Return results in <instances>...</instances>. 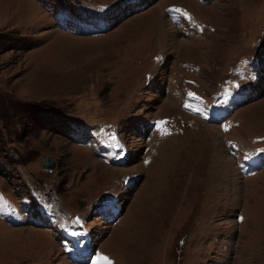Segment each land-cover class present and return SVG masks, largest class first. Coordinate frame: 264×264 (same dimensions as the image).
Segmentation results:
<instances>
[{
  "label": "rangeland",
  "instance_id": "obj_1",
  "mask_svg": "<svg viewBox=\"0 0 264 264\" xmlns=\"http://www.w3.org/2000/svg\"><path fill=\"white\" fill-rule=\"evenodd\" d=\"M0 264H264V0H0Z\"/></svg>",
  "mask_w": 264,
  "mask_h": 264
},
{
  "label": "water",
  "instance_id": "obj_2",
  "mask_svg": "<svg viewBox=\"0 0 264 264\" xmlns=\"http://www.w3.org/2000/svg\"><path fill=\"white\" fill-rule=\"evenodd\" d=\"M54 168H55V164H54L53 160H51L48 157H44L41 169L44 171H52V170H54Z\"/></svg>",
  "mask_w": 264,
  "mask_h": 264
},
{
  "label": "bare ground",
  "instance_id": "obj_3",
  "mask_svg": "<svg viewBox=\"0 0 264 264\" xmlns=\"http://www.w3.org/2000/svg\"><path fill=\"white\" fill-rule=\"evenodd\" d=\"M14 1V0H13ZM21 8V7H20ZM26 8L24 7L23 9L21 8V9H19V10H21L22 11V13H24L26 10H25Z\"/></svg>",
  "mask_w": 264,
  "mask_h": 264
}]
</instances>
